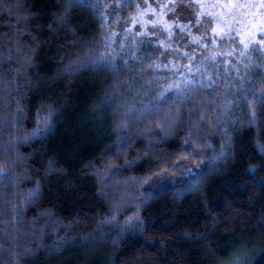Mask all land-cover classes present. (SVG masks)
<instances>
[{"label": "trees", "instance_id": "obj_1", "mask_svg": "<svg viewBox=\"0 0 264 264\" xmlns=\"http://www.w3.org/2000/svg\"><path fill=\"white\" fill-rule=\"evenodd\" d=\"M158 9L113 62L98 8L0 0V264H264V71Z\"/></svg>", "mask_w": 264, "mask_h": 264}, {"label": "rangeland", "instance_id": "obj_2", "mask_svg": "<svg viewBox=\"0 0 264 264\" xmlns=\"http://www.w3.org/2000/svg\"><path fill=\"white\" fill-rule=\"evenodd\" d=\"M67 1L96 7L105 15L102 47L107 60L118 62L135 54L139 40L147 36L151 18L157 6L159 9L160 6H163L171 9V16L180 15L177 11L179 8H183L181 17H184L185 20L198 15L202 30L207 28L202 34L207 35L206 44L216 46L217 54L222 59L234 62L235 53L241 51L237 53L236 57L238 60L239 58L244 60L241 61V64L238 61L234 62L233 78L238 73L239 66H243V75L244 73L247 75L256 64H260L261 70L264 71V0H148V3H157L155 9H147L146 5L143 7V3L147 0H136L139 9L126 20L122 18L120 5L122 2L119 0ZM201 2L206 5L203 6V12L200 10L198 12L196 4L200 5ZM192 5L193 7H191ZM213 48L199 50L200 52L204 51L205 56H200V58L203 57V60L208 61ZM178 54L179 49L172 53V55ZM198 54L200 55V53ZM184 55L188 61L187 65L194 66L197 54L192 53L191 56H188L185 53ZM257 58L260 59L258 63L254 61ZM230 71L231 69H229ZM200 167L201 165L197 162H193L191 165L186 164V169L182 171V177L187 179L189 175L199 171Z\"/></svg>", "mask_w": 264, "mask_h": 264}]
</instances>
